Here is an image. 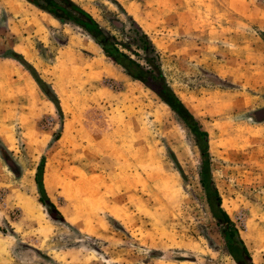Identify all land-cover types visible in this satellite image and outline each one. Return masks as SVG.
Returning a JSON list of instances; mask_svg holds the SVG:
<instances>
[{"label":"rangeland","instance_id":"obj_1","mask_svg":"<svg viewBox=\"0 0 264 264\" xmlns=\"http://www.w3.org/2000/svg\"><path fill=\"white\" fill-rule=\"evenodd\" d=\"M74 1L119 43L136 48L133 20L148 34L167 83L209 133L211 176L232 220L212 213L196 137L163 94L81 27L0 0V264H248L230 251V226L264 264V0ZM43 158L65 222L41 202Z\"/></svg>","mask_w":264,"mask_h":264},{"label":"trees","instance_id":"obj_2","mask_svg":"<svg viewBox=\"0 0 264 264\" xmlns=\"http://www.w3.org/2000/svg\"><path fill=\"white\" fill-rule=\"evenodd\" d=\"M42 11L50 14L61 23H70L81 27L94 41L103 49L105 55L112 59L115 63L121 65L127 73L134 79L141 81L148 87L152 88L158 94H163L164 101L176 111L184 122L191 129L196 137V142L201 151L202 165L200 171L201 185L205 191L208 204L212 210V213L217 219L222 222L228 223L232 219L230 215L222 208V197L216 187L210 171V152H209V133L203 130L198 125V121L195 116L187 109L181 99L176 95L172 87L167 83L164 73L162 71L159 53H157L155 45L152 43L148 34L145 33L140 27H138L136 21L133 23L137 26L138 34L134 38L136 48L130 43H119L113 35L107 33L101 25L95 20V18L85 10L80 4L74 0H27ZM120 5V4H119ZM124 48V50L121 49ZM129 53H128V52ZM143 52L144 54H142ZM136 56L140 59H144L149 63L150 68L144 67ZM143 56V57H142ZM13 57L20 61L33 75L37 83L46 93V95L54 102L56 107L61 111V105L56 92L52 89V86L43 81L37 71L25 60L21 55L14 53ZM162 92V93H160ZM62 112V111H61ZM2 153L4 159L16 173L19 167L15 161L10 157L8 151L4 149ZM43 167L44 158L38 166L37 179L38 186L41 192V202L47 208L50 216L59 221H64L65 218L62 212L58 209L56 204L51 200L47 194L44 181H43ZM17 168V169H16ZM231 232L228 233V229L223 231L225 239L227 240L230 251L237 258L235 254V248H238L241 254V259H245L248 264H254L249 252V249L245 241L241 238L239 231L231 226L229 227ZM240 260V258H239Z\"/></svg>","mask_w":264,"mask_h":264},{"label":"bare ground","instance_id":"obj_3","mask_svg":"<svg viewBox=\"0 0 264 264\" xmlns=\"http://www.w3.org/2000/svg\"><path fill=\"white\" fill-rule=\"evenodd\" d=\"M19 47H20V46H19ZM19 47H18V48H19ZM16 49H17V48H16ZM18 51H19L20 53H22L23 55H25V57L30 58L28 52H27L23 47H20ZM104 64H105V63H104L103 61H100L98 64H96V65H94V66H93V65L90 66L89 69H90V70L97 69V68H100L101 66H105ZM105 67H106V66H105ZM107 68H108V67H107ZM104 69H105V68H104ZM97 70H98V69H97ZM102 71H103V70H102ZM104 71H105L107 74H109L110 76L115 77L117 80H119V81L121 80V79H120L121 77L118 76L116 73H114L115 71L113 72V70H111V69H109V68H108V69H105ZM30 88H31V91H32V90H33V86L31 85ZM260 151H262V152L264 151V147H263V146H262V148L260 149Z\"/></svg>","mask_w":264,"mask_h":264},{"label":"water","instance_id":"obj_4","mask_svg":"<svg viewBox=\"0 0 264 264\" xmlns=\"http://www.w3.org/2000/svg\"><path fill=\"white\" fill-rule=\"evenodd\" d=\"M264 116V109L258 112V116ZM239 264H247L245 261H240Z\"/></svg>","mask_w":264,"mask_h":264},{"label":"flooded vegetation","instance_id":"obj_5","mask_svg":"<svg viewBox=\"0 0 264 264\" xmlns=\"http://www.w3.org/2000/svg\"><path fill=\"white\" fill-rule=\"evenodd\" d=\"M258 112H259V111H257L256 116H258Z\"/></svg>","mask_w":264,"mask_h":264}]
</instances>
